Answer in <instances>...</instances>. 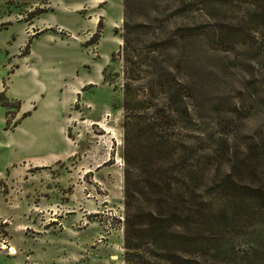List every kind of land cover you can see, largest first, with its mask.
<instances>
[{
    "label": "rangeland",
    "instance_id": "rangeland-1",
    "mask_svg": "<svg viewBox=\"0 0 264 264\" xmlns=\"http://www.w3.org/2000/svg\"><path fill=\"white\" fill-rule=\"evenodd\" d=\"M249 1L0 0V81L29 111L36 108L13 130L16 102L3 107L4 129L13 132L0 141L9 139L12 157L23 161L62 150L47 118L50 108L65 104L61 127L70 153L46 166L20 163L1 178L2 255L13 264H124L127 96L141 101L150 94L157 107L188 86L191 96L178 105L191 130V169L199 161L198 176L230 174L237 186L264 190V29ZM210 154L212 161L205 160ZM247 162L252 175L245 174ZM206 194L202 188L191 205ZM229 206L232 220L220 233L191 219V258L202 257L199 264H224L214 255L217 243L235 246L231 264L257 263L264 216L243 225L240 209ZM214 237L217 243L209 241ZM204 240L211 254L199 247ZM236 249L252 258L239 261Z\"/></svg>",
    "mask_w": 264,
    "mask_h": 264
},
{
    "label": "trees",
    "instance_id": "trees-1",
    "mask_svg": "<svg viewBox=\"0 0 264 264\" xmlns=\"http://www.w3.org/2000/svg\"><path fill=\"white\" fill-rule=\"evenodd\" d=\"M249 6L256 26L264 29V0H250ZM28 47L29 43L24 53ZM180 90L177 98L176 94L172 101L165 98V103L157 107L150 106L154 99L150 94L141 101L125 98L123 108L129 115H125L123 123L124 264H199L202 257L191 258V243L195 239H191V219L210 224L215 233H220L232 220L229 205L236 204L240 209L237 219L243 225L255 216H264V190L261 188L247 183L237 186L230 174L214 181L205 174L198 176L199 161H194L191 169V130L183 127L187 111L178 105L179 98L191 96V91L186 85ZM11 102L0 93L2 107L8 108ZM15 102L14 110H17L19 102ZM17 124L15 122L14 126ZM212 157L213 154L207 155L205 160L212 161ZM243 167L245 174L252 175L251 163ZM202 188L209 196L191 205V200ZM213 196L229 199L230 204L216 205ZM209 241L217 243L219 240L214 237ZM207 242L204 240L199 247L211 254ZM217 245L214 255L221 256L224 264H231L229 259L235 246L232 243L225 247ZM246 251L237 252L236 249L234 258L251 259V253ZM220 258L215 260L221 262ZM256 264H264V248Z\"/></svg>",
    "mask_w": 264,
    "mask_h": 264
},
{
    "label": "crops",
    "instance_id": "crops-1",
    "mask_svg": "<svg viewBox=\"0 0 264 264\" xmlns=\"http://www.w3.org/2000/svg\"><path fill=\"white\" fill-rule=\"evenodd\" d=\"M26 32H27V30H26ZM1 92L4 93V96L7 98L8 101H10V102L11 101H17L16 99H14L16 96L14 93L11 92L10 88L8 86H6V84L4 87L3 82L0 81V93ZM35 112H36L35 107L33 108V110L29 111V108H27L23 103L19 102V108L17 110L13 111L12 116H11V120L13 122H17L19 124V122L30 118ZM65 112H67L65 104H58L57 108L53 107V108H50L48 110V118H47L48 121L47 122H51V123L55 124L56 129L58 130L59 135L61 137V140L63 141V144L65 146L62 148V150H60L56 153L51 152L50 154H48L45 157H43V156L32 157V158H29L27 161H23L22 159L20 160V159L12 157L13 151H14L13 150L14 146H13V143L8 141L9 139H7L6 141H0V149L2 148L5 150L6 149L10 150V151H8V154L2 153L3 154L2 155L0 153V180L3 176H6V174H8L9 171L11 172V176H13L14 171L18 172V168H19L18 164H20V163L21 164L24 163L23 166L26 165V163L31 164V167H33V166H46V165L52 164L56 161L63 160L64 158H67L69 156L70 153L66 148L67 141L65 140V138L63 136L64 127H61L62 120L65 119L64 120L65 122L67 120V116H64ZM5 123H6L5 109L0 105V136L1 137H9V133L13 132V130L16 129V126L18 125L17 124L15 127H12L13 130H9V129H4ZM65 124L67 126V122ZM15 164L17 167L15 166ZM20 168H22V170L24 171L23 174H25V172L28 171L27 170L28 167H26V168L20 167ZM24 177L25 176H23V178ZM17 203L20 204V201L17 200ZM15 204H16V202H12V206H14ZM13 261H14L13 258H10V257L7 258L0 253V264H13Z\"/></svg>",
    "mask_w": 264,
    "mask_h": 264
},
{
    "label": "bare ground",
    "instance_id": "bare-ground-1",
    "mask_svg": "<svg viewBox=\"0 0 264 264\" xmlns=\"http://www.w3.org/2000/svg\"><path fill=\"white\" fill-rule=\"evenodd\" d=\"M2 249H7L9 254H14V251L12 248H6L4 245L1 246Z\"/></svg>",
    "mask_w": 264,
    "mask_h": 264
}]
</instances>
